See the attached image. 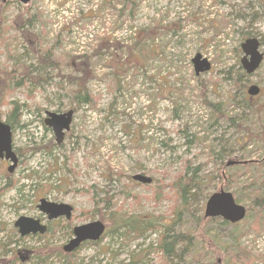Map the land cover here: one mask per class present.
Instances as JSON below:
<instances>
[{
    "label": "rangeland",
    "instance_id": "obj_1",
    "mask_svg": "<svg viewBox=\"0 0 264 264\" xmlns=\"http://www.w3.org/2000/svg\"><path fill=\"white\" fill-rule=\"evenodd\" d=\"M251 37L263 41L264 53V0H0V117L7 121L17 104L20 120L12 129L18 166L9 173L10 161L0 159V264H163V229L142 237L113 229L119 217L169 223L182 175L201 185L190 193L195 216L220 190L248 210V185L256 176V185L264 182V172H237L226 190L216 155L229 146L227 164L264 158V146L238 143L264 133V60L242 77L241 45ZM198 54L211 63L200 75L192 63ZM83 79L90 103L76 99ZM251 85L261 90L252 99ZM243 99L256 107L244 109ZM209 104L223 105L227 119H216ZM70 110L72 124L57 145L44 120ZM41 199L72 206L71 219L48 220ZM22 216L51 230L22 237L15 227ZM93 221L107 235L66 253L73 228ZM179 223L175 229L194 234L190 222ZM205 227L207 236L195 240L199 256L181 257L183 264H236L223 261L219 245L234 241L246 257L240 264H264V210L237 229L221 218ZM208 239L218 246H206Z\"/></svg>",
    "mask_w": 264,
    "mask_h": 264
},
{
    "label": "trees",
    "instance_id": "obj_2",
    "mask_svg": "<svg viewBox=\"0 0 264 264\" xmlns=\"http://www.w3.org/2000/svg\"><path fill=\"white\" fill-rule=\"evenodd\" d=\"M30 21H32V20L27 18V20H25V25H29V24H27V22H30ZM19 25H21V24H19ZM262 45H263V41H262ZM51 55H52V50H49L45 54V57H47L46 59L50 60ZM37 57H38V55H37ZM49 63H50L49 65L52 66L56 62L49 61ZM84 77H85V75H84ZM242 77L247 78V75L243 74ZM81 81L84 83L79 82L80 84H79L77 91L79 93L80 91L84 90V95L81 96L80 94L77 93L76 99L83 100L85 103H90L92 101V96L87 91L85 80L83 79ZM244 95L247 96L246 94H244ZM250 99H252V98H250ZM11 105H13V104H11ZM209 105H211V107L214 109V112L217 115L216 119H227V117L224 114L223 105H220V104H209ZM242 107L244 109H254V107H256V106H255L254 102H252L248 99H243L242 100ZM18 111H19V106L17 104H14V106L12 107L11 114L7 118L6 122L11 126L12 129H14V127H13L14 125H18L20 122V120L17 118ZM228 120L231 121L232 123L236 124L234 119L228 118ZM245 121L246 120H241V122H245ZM237 125L238 124H236V126ZM239 127L241 128L242 126L240 125V126H238V128ZM246 130L250 131L249 128H247ZM249 140H253V142H255V144H257L260 147L264 146V133L261 135L251 134L248 137L243 135L240 142H238V143L240 146L246 145V147H250L251 144H247L250 142ZM227 149H229V146H228V148L227 147L220 148L218 154L216 155V159H219L221 161L220 162V170H221L220 176L221 177L219 179H221L222 185L226 187V190H228V187H229L228 182L231 180H234V177L239 175L240 173H242V175H244V174L250 175V173L253 171H257L258 173L264 172V158L258 162H256V161H252V162H248V163L239 162V163L234 164V165H229V164H227V162L226 163L223 162V160L227 156L226 155ZM237 172H240V173H237ZM256 177L258 178L257 181H259L260 177L259 176H256ZM257 181L251 182L248 185V188H251V192L249 194H247V196H246L247 198L250 199V205H249V209H248V213H247V218H248V220L250 219V222H251L253 213L261 214L262 210H264V182L256 185ZM7 183H8V186H7L8 188H12L14 186V185L10 184V180ZM173 187L175 188V191L177 192V193L175 192L177 195V197L175 199V204L176 203L177 204H176V206L173 207L172 219L170 220L169 223L166 222V223L161 224L159 226L161 229H163V233L161 234V236L159 238L157 250L161 252V256L163 257V260H164L163 264H165V262H166V264H183L181 257H184L186 255H191L193 258H195V257L199 256L200 248L198 247V244L196 243L195 240H199V239L203 238L204 236H207V230L205 227V223L210 220V219H206L204 217V214L199 215V216H195L194 214H192V212H191L192 208L189 207L186 203V197H187L188 192L195 190L198 193L201 191V185H200V183H198V180L195 178V176L188 178L186 180V182H184V178L182 175L173 184ZM240 192H242V190L236 192L237 200L240 199V196H241ZM196 196L197 195L194 193L193 194L194 200L196 199ZM238 202H239V200H238ZM257 219H258V217H254V219L251 223V227L254 225V223ZM120 221H121V224L119 223ZM186 221L190 222L191 226L194 228V231H193L194 234L191 235V238H192V240H194V242L192 243V241H191L190 248L182 251L180 249V244H179L178 238H176L172 232H174L176 225L180 226L179 222H181L182 226H184L183 224ZM151 222H152L151 219H146L144 217L143 218L136 217V216H129L128 218L119 217V219H116V224L114 225L115 228L113 229V231L117 232L121 226L127 225V224L128 225L129 224H135V225L144 224L145 225V224H148ZM241 223L230 224L228 222L222 221L223 226H226V227H229L232 229H237ZM258 225H260V224L258 223ZM49 230H51V229L48 227V231ZM105 235H107V232L104 234V236ZM210 241H212V242H210ZM207 242L208 243L206 244V246H210V248H213V249L216 248V245L218 246V244H219L216 240H213V239H208ZM216 242L218 244H216ZM236 242L237 241L227 243L226 245L219 244L220 249H221L220 256H222L223 261H224V259L229 260L231 258L230 261H234V263L240 264L241 260H245L244 258H246V257L244 256L243 252L242 253L239 252L240 250H238V246H236L237 245ZM200 244H202V243H200ZM234 250L236 251V254L234 253ZM230 254H232V255L229 257ZM223 255H225L226 258H223ZM241 263H242V261H241ZM198 264H201V263L199 262ZM247 264H253L250 261V258L248 259Z\"/></svg>",
    "mask_w": 264,
    "mask_h": 264
},
{
    "label": "water",
    "instance_id": "obj_3",
    "mask_svg": "<svg viewBox=\"0 0 264 264\" xmlns=\"http://www.w3.org/2000/svg\"><path fill=\"white\" fill-rule=\"evenodd\" d=\"M23 4L29 3L31 0H14ZM260 41L258 38L251 37L246 39L242 45L243 57L241 59V66L247 74H253L263 61L264 54L260 52ZM192 63L194 64V71L196 75L207 72L211 68V63L202 58L200 54L196 55ZM260 89L256 85L250 86L248 94L256 96ZM74 112L72 110L63 113L47 112V117L44 123L51 128L57 144H61L64 140L65 131L70 129L73 120ZM13 133L11 126L0 119V159L10 161L8 172L12 173L18 166V157L13 149ZM135 180L143 183H150L151 179L141 175H136ZM40 212L47 215L48 220H55L65 217L67 220L71 219L73 214V207L63 203L48 202L45 199L40 200L38 205ZM205 218H222L226 222L237 223L242 221L246 216V208L236 203L232 193L221 190L220 192L212 194L205 206ZM15 227L18 229L20 236L25 237L30 234L43 235L47 232V226L41 224L40 220L22 216L15 222ZM106 226L101 221H93L91 223L77 226L73 229V238L63 247L67 253L76 251L85 242L100 241L105 233Z\"/></svg>",
    "mask_w": 264,
    "mask_h": 264
},
{
    "label": "bare ground",
    "instance_id": "obj_4",
    "mask_svg": "<svg viewBox=\"0 0 264 264\" xmlns=\"http://www.w3.org/2000/svg\"><path fill=\"white\" fill-rule=\"evenodd\" d=\"M191 192H188L187 197H186V203L189 207H191L192 209H194V205H195V201L193 199V195L190 194ZM192 212V211H191ZM151 219V223L148 224H142V225H135V224H127V225H123L120 227V230H124L125 232H127L126 234L129 235L130 233L134 234L135 236H144L146 234H155L157 233V231L159 230V226L161 225V217H153L150 218ZM121 224V221L119 222ZM117 231V232H118ZM116 232V233H117ZM175 232V233H174ZM174 232H172L176 238H178L179 244H180V249L182 251L187 250L188 248H190L191 246V241L192 243L194 242V240H192V238L190 237L189 234H187V232L181 231V230H177L175 229ZM159 242V240H158Z\"/></svg>",
    "mask_w": 264,
    "mask_h": 264
},
{
    "label": "flooded vegetation",
    "instance_id": "obj_5",
    "mask_svg": "<svg viewBox=\"0 0 264 264\" xmlns=\"http://www.w3.org/2000/svg\"><path fill=\"white\" fill-rule=\"evenodd\" d=\"M260 41V44H261V47H262V41L261 40H259ZM261 47H260V49H261ZM241 50H242V48H241ZM243 52V51H242ZM261 52V51H260ZM263 53V52H262ZM264 54V53H263ZM263 60H264V58H263ZM263 62V61H262ZM242 67V66H241ZM243 69V68H242ZM196 74V73H195ZM261 93V90H260V92H259V94ZM258 94V95H259ZM247 95H248V90H247ZM257 95V96H258ZM12 129V128H11ZM13 131V130H12ZM69 131V130H68ZM65 132H67V131H65ZM55 136V135H54ZM55 141H56V139H55ZM64 141V140H63ZM57 143V142H56ZM59 145H61V144H59ZM40 204V203H39ZM49 226H47V228H48ZM47 232H48V229H47Z\"/></svg>",
    "mask_w": 264,
    "mask_h": 264
}]
</instances>
